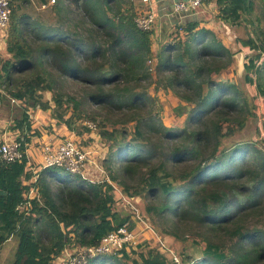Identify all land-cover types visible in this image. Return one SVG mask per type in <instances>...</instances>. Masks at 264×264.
Wrapping results in <instances>:
<instances>
[{
	"label": "trees",
	"instance_id": "trees-1",
	"mask_svg": "<svg viewBox=\"0 0 264 264\" xmlns=\"http://www.w3.org/2000/svg\"><path fill=\"white\" fill-rule=\"evenodd\" d=\"M11 1L7 50L12 59L0 57V106L3 87L44 111L52 107L42 103L40 93L56 92L59 110L68 98L73 113L100 128L112 146L103 162L111 183L43 169L40 198L29 216L18 211L29 189L24 179L32 177L27 159L0 162V247L18 237L13 264H51L67 247L98 245L131 221V214L123 218L116 210L113 185L132 202L145 195L147 211L167 242L192 239L203 245L194 264H264V147L256 141L222 150L223 140L243 130L250 116L259 117L264 129V86L258 77L264 55L250 58L239 89L214 78L231 65L233 53L211 31H195L198 23L182 25L184 39L165 43L155 55L152 33L137 27L131 0H56L54 25L19 14L29 0ZM218 3L226 22L252 8L251 0ZM151 60H156L153 73ZM68 83L81 86L77 96L65 91ZM152 84L190 105L184 128L164 124L159 102L149 92ZM65 116L61 113L60 120L76 132L73 116ZM26 122L24 115L21 130ZM131 123L135 138L127 141ZM19 141L25 150L29 139L23 135ZM128 259L127 253L100 256L89 264H128ZM141 259L166 264L156 250Z\"/></svg>",
	"mask_w": 264,
	"mask_h": 264
},
{
	"label": "crops",
	"instance_id": "crops-1",
	"mask_svg": "<svg viewBox=\"0 0 264 264\" xmlns=\"http://www.w3.org/2000/svg\"><path fill=\"white\" fill-rule=\"evenodd\" d=\"M151 1V8L157 14V27L155 26V35L158 37V39L160 38L158 43H154L152 45V50L155 55L161 51L163 46L162 43H168L171 40L170 39L167 42H163L165 39L162 38L166 34L161 29L163 25L168 24L169 27L176 26L175 32H177V37L184 39L186 33H184L182 30L180 32V27L191 22L198 23L199 26L195 29V31L200 29H207L211 31L226 47V49L233 53L231 65L226 70L222 71L220 75H215L214 78L217 81L224 80L234 82L239 87V89L243 88L244 77L246 75L245 67L249 64L250 58L256 55H264V0H251L252 8L242 13L238 20L235 19L232 22H226L220 18V5L218 0H211L210 3L201 8L199 11L191 15H186L183 18H179L181 16H175L177 18H170L169 16V13H171L173 10L174 4L178 0ZM140 2H142V0ZM140 6L143 7L141 8L142 10H147V6H145L143 2ZM178 34H180V37ZM4 35L5 34L0 33V57H3L6 52L8 53L7 48L9 35L7 39L3 38ZM173 41H175V39ZM258 77L264 86V63L261 64ZM160 91L158 92L159 94H161ZM21 107L22 112L18 111L17 109L15 110L10 105L5 107L2 105L0 106V140L20 139V137L23 135L29 139V142L26 144V153L30 165L28 168V175H32V171H37L40 174L43 170L44 159L42 147L45 142L62 141L68 138L76 140L81 147L89 150V152L91 151L93 153L94 159L103 166L104 160L107 159L105 155L107 151L103 150L101 151V155H97V153L94 151L97 147L96 142L92 146H86L82 143V140H85L87 137L96 140V135L93 133L83 136L78 134L76 135L63 123L56 122L55 119H52L51 122L48 123L43 118L42 122L41 114L45 113L47 116L48 113H50V110H48V112L42 109H33L31 107H26L23 104H21ZM4 109L6 111H3ZM24 115L27 117V122L24 125V129L21 130L19 123L22 122ZM12 125H14V127H11ZM99 146L102 147L101 145ZM87 176L90 177V179H97L100 177V173L97 169L91 167ZM101 176L103 175L101 174ZM132 228L140 232V244L136 250L130 252L126 251L121 257H123L126 253L130 257L135 252H138L139 250L143 251L145 248H147L146 244H150V250H156L165 259L167 258V264H172L170 257L160 252L159 248L157 247L158 241L151 232L143 230V227L140 223L135 225L132 223ZM203 249L204 247H202L201 252Z\"/></svg>",
	"mask_w": 264,
	"mask_h": 264
},
{
	"label": "built area",
	"instance_id": "built-area-1",
	"mask_svg": "<svg viewBox=\"0 0 264 264\" xmlns=\"http://www.w3.org/2000/svg\"><path fill=\"white\" fill-rule=\"evenodd\" d=\"M142 2L147 6V10L140 11L135 22L141 31L153 32L156 26L157 14L151 8V0H142ZM210 2L211 0H178L173 6L172 15L181 16L180 18H183L186 15H191L199 11ZM53 4H56V0L42 4V9L45 10ZM12 12V1L0 0V33L5 34L3 36L4 39H7L9 35ZM148 63L154 64V60ZM0 93H2L1 89ZM11 101L16 103L15 99ZM18 104H20L19 101ZM86 124L91 129H97L95 124L90 122ZM42 154L44 159L43 169L61 168L72 175H81L84 179L92 182H97L99 180L110 182L109 179H106L104 167L96 162L93 153L81 147L76 140L68 138L62 141H47L43 144ZM25 158L27 159L26 173H29V160L26 149L23 150L21 141H19V139L0 140V162H4L5 164L21 163ZM91 167L97 168L100 173V179H90V177L87 176ZM101 174L103 176H101ZM38 179L39 172L37 171H32V177L29 181L24 179V184L29 189L24 194V203L18 207L20 214L29 216L33 208V201L40 198ZM114 187L116 190L118 189L116 186ZM119 193L122 197L119 198L126 202L127 206L132 210L131 221L108 233L102 238L98 245L88 247L73 246V248L67 247L59 257L53 259L51 264H89L92 260L100 256L121 257L126 251L130 252L136 250L140 244V232L132 228L131 223L134 225L140 223L143 230L151 232L158 241L157 247L160 252L164 255H168L172 264H184L180 255L156 232L155 228L141 216L139 209L132 203V200L126 198L120 190Z\"/></svg>",
	"mask_w": 264,
	"mask_h": 264
},
{
	"label": "rangeland",
	"instance_id": "rangeland-1",
	"mask_svg": "<svg viewBox=\"0 0 264 264\" xmlns=\"http://www.w3.org/2000/svg\"><path fill=\"white\" fill-rule=\"evenodd\" d=\"M47 3H50V1L52 0H46ZM132 4L134 6L135 12H136V18L138 17L140 10L142 11L140 5L142 2H140L141 0H131ZM140 2V3H139ZM42 0H29V3L23 4V7L21 9V13L23 14H27L31 20L33 21H38L40 23H44L45 25H54L56 24V16L53 14V10H52V6L56 5L53 4L51 7H47L45 10L42 9ZM171 13H169L170 18H177L175 16H172ZM180 18V17H179ZM177 20V19H174ZM157 27V25H156ZM156 27L153 30L152 33V41L153 44L154 43H158V37H156ZM10 28H11V24L9 27V32H10ZM161 29L166 33L165 36L162 39H165L163 42H167L168 40L173 41L174 39L178 38L177 37V32L176 31V26L174 27H169L168 24L167 25H163L161 27ZM178 31V28H177ZM181 32V31H180ZM176 35V36H175ZM178 36L180 37V34H178ZM173 39V40H172ZM165 43H162V45H164ZM161 45V46H162ZM9 53V52H8ZM7 52L3 55V57H1V59L5 62L7 60L12 59V55ZM1 62V65L4 63ZM0 65V68H1ZM156 65V60H154V64H149L148 66L152 69V73L153 70L155 68ZM3 87V85H2ZM81 90V86L78 84H74V83H68L65 87V91H67L68 93L77 96L80 93ZM3 91L4 94L2 95L3 97V103L2 106H12V108H14L15 110L17 109L18 111L22 112V107L21 104H23L26 107H29L30 105L26 102H22V100H18L16 99L12 94L10 90H7L6 88L3 87ZM160 90H157L155 88V85L152 84L149 88V92L151 93V95L153 97H155L157 99V101L159 102L160 105V114L161 117L163 119L164 124L172 129L175 128H184L187 124V120L190 116V112H191V107L190 105H188L185 102H182L181 99L176 96L174 94V92L171 91H165L162 90L160 91L161 94H159ZM40 97H41V101L43 104L45 103H50L51 105V109H50V113H48V115L46 116L45 113H42V122H43V118L45 119L46 122L50 123L52 119H55L56 122H60L63 123L65 126H67L66 122H63L62 120H60L59 115H61V113H65V120L66 119H70L71 116H73L72 122H73V128L76 129L74 132L76 135L77 133L81 132V134H78L80 136L83 135H89L90 133H93L94 135H96V140L91 139L90 137H87L85 140H82V143L85 144L86 146H92L94 145V143L96 142V150H94L97 155H101V151H107L106 158L109 157L110 153V149H112L111 143L107 140H105L104 138L101 137V129L97 127V129H91L89 126H87L86 123L90 122L88 120H86L85 118H80L77 114L73 113V109H72V105L67 103L68 98H64V103L65 106L64 108H61L60 110L57 108L56 105V92H52V91H42L40 93ZM15 99L16 100V104L13 103L11 100ZM18 101L20 102V104L18 105ZM89 110V108H87ZM3 111H6L5 109ZM49 112V111H48ZM264 118V117H263ZM100 120V119H99ZM92 123V122H90ZM260 123H261V119L259 117L256 116H250L246 123H245V127L243 130L241 131H237L232 137L230 138H226L225 140H223L222 142V150L228 151L229 149H232L235 145L240 144V143H247V142H257V145L259 147H264V129L263 131L260 130ZM264 123V122H263ZM94 124V123H92ZM135 124L131 123L129 125H127V130H128V135L126 140L130 141L133 140L135 138ZM11 127H14V125H12ZM68 127V126H67ZM118 129H120V127H118ZM118 138H120V134L118 133L117 135ZM100 142V143H99ZM261 143V144H260ZM99 145H101L102 147H100ZM114 149L116 150L117 147H114ZM98 162V161H96ZM92 168H96V167H92ZM97 169V168H96ZM116 186V185H114ZM120 191H123V188L118 186V189L116 190L117 193V205H116V210L119 211L122 215L123 218L126 217V215H130L132 213V210L129 206H127V203L124 202L123 200H121L120 198H122L120 196ZM126 198L127 196L124 194V192L122 193ZM120 197V198H119ZM140 211L141 216L146 220V222L150 223L156 230V232L158 234L159 230L157 229V227L155 226L156 224L155 221L153 220L152 216L150 215V213L147 211V208L149 207V201L147 200V198L144 196L142 197H138L136 198L135 201L132 202ZM168 244L180 255V257L184 260L185 264H194L197 260L200 259V253H201V249L203 247V245L199 246L194 244L192 239L189 240H185V241H178L176 239H168ZM18 246H19V239L18 237H12L11 240H8L6 243H4L1 247H0V264H13L15 261V257H16V253L18 250ZM146 247L143 251H138L135 252L132 256L129 257L128 259V264H132L133 262H138V264H142V259H141V255L146 256L147 253L150 250V244H146ZM69 248H73V247H69ZM155 255V254H154ZM189 258L188 261H186V259ZM167 259V258H166ZM167 264V262H166Z\"/></svg>",
	"mask_w": 264,
	"mask_h": 264
}]
</instances>
